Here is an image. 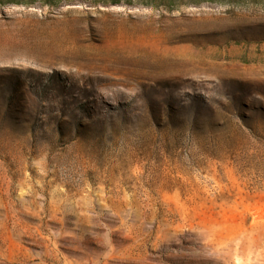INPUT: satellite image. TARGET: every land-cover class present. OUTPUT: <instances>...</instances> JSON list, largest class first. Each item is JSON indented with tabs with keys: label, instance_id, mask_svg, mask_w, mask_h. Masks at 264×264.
I'll use <instances>...</instances> for the list:
<instances>
[{
	"label": "rangeland",
	"instance_id": "rangeland-1",
	"mask_svg": "<svg viewBox=\"0 0 264 264\" xmlns=\"http://www.w3.org/2000/svg\"><path fill=\"white\" fill-rule=\"evenodd\" d=\"M0 0V264H264V0Z\"/></svg>",
	"mask_w": 264,
	"mask_h": 264
},
{
	"label": "trees",
	"instance_id": "trees-1",
	"mask_svg": "<svg viewBox=\"0 0 264 264\" xmlns=\"http://www.w3.org/2000/svg\"><path fill=\"white\" fill-rule=\"evenodd\" d=\"M111 2L116 4V3H118V0H112Z\"/></svg>",
	"mask_w": 264,
	"mask_h": 264
}]
</instances>
